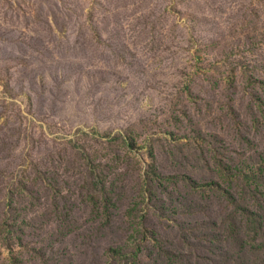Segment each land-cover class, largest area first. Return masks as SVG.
I'll return each instance as SVG.
<instances>
[{
	"label": "rangeland",
	"instance_id": "rangeland-1",
	"mask_svg": "<svg viewBox=\"0 0 264 264\" xmlns=\"http://www.w3.org/2000/svg\"><path fill=\"white\" fill-rule=\"evenodd\" d=\"M0 264H264V0H0Z\"/></svg>",
	"mask_w": 264,
	"mask_h": 264
}]
</instances>
